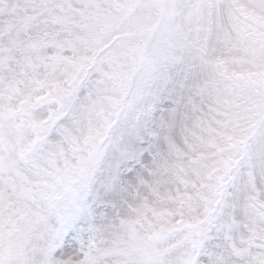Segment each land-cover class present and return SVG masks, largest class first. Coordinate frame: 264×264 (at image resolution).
Listing matches in <instances>:
<instances>
[{
	"label": "snow or ice",
	"instance_id": "6c2138e0",
	"mask_svg": "<svg viewBox=\"0 0 264 264\" xmlns=\"http://www.w3.org/2000/svg\"><path fill=\"white\" fill-rule=\"evenodd\" d=\"M0 264H264V0H0Z\"/></svg>",
	"mask_w": 264,
	"mask_h": 264
}]
</instances>
